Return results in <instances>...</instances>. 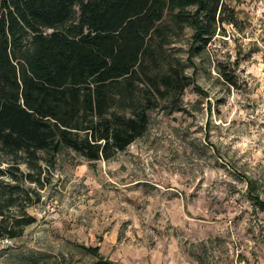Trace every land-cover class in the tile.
<instances>
[{
	"label": "rangeland",
	"instance_id": "374dc122",
	"mask_svg": "<svg viewBox=\"0 0 264 264\" xmlns=\"http://www.w3.org/2000/svg\"><path fill=\"white\" fill-rule=\"evenodd\" d=\"M237 17L188 60L193 30L171 54L194 80L147 133L90 168L71 151L41 162L36 220L0 241V264H264V0H225ZM47 160V156L43 155ZM22 170H29L23 166Z\"/></svg>",
	"mask_w": 264,
	"mask_h": 264
},
{
	"label": "trees",
	"instance_id": "16d2710c",
	"mask_svg": "<svg viewBox=\"0 0 264 264\" xmlns=\"http://www.w3.org/2000/svg\"><path fill=\"white\" fill-rule=\"evenodd\" d=\"M236 24L225 0H0V241L36 223L27 209L41 162L65 150L90 168L115 159L147 133L151 111L194 85L174 40L193 30L190 60Z\"/></svg>",
	"mask_w": 264,
	"mask_h": 264
}]
</instances>
